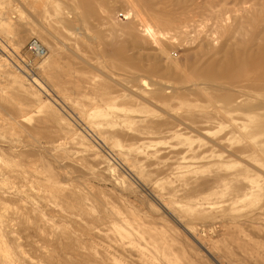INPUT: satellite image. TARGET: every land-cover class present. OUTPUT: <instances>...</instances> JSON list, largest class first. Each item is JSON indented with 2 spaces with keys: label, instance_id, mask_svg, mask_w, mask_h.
I'll use <instances>...</instances> for the list:
<instances>
[{
  "label": "rangeland",
  "instance_id": "1",
  "mask_svg": "<svg viewBox=\"0 0 264 264\" xmlns=\"http://www.w3.org/2000/svg\"><path fill=\"white\" fill-rule=\"evenodd\" d=\"M178 2L166 56L140 21ZM0 47V264H264V95L238 83L264 0H0ZM207 68L236 78L234 105Z\"/></svg>",
  "mask_w": 264,
  "mask_h": 264
},
{
  "label": "bare ground",
  "instance_id": "2",
  "mask_svg": "<svg viewBox=\"0 0 264 264\" xmlns=\"http://www.w3.org/2000/svg\"><path fill=\"white\" fill-rule=\"evenodd\" d=\"M71 2V0H68V2ZM68 5V4H67ZM68 7V6H67ZM70 8V7H69ZM159 8H161V12H158L157 10H155L152 15H154V18H155V28H153L147 21L145 20H141L140 21V25L142 27V33L145 34L146 36H148L152 43H154L157 48H158V51H160L163 55H166L168 56V52H166V50L160 46L159 44V40L161 37H164L165 35H167L168 33H170V31H172L173 29H179V27L183 26H187V21L186 19L190 18L187 14H189L190 10L186 7V5L184 3H175V5H172V8L169 10L168 13L166 12H163L165 9H164V6L163 5H160ZM72 9V8H71ZM180 13V14H179ZM184 13V14H183ZM54 14H55V17L58 21H60L63 25L65 26H70V21L64 16L63 13H61L59 10H56L54 11ZM96 14V11H92V15L95 16ZM183 14V17L180 15ZM186 14V15H185ZM31 15V14H30ZM185 24V25H183ZM113 26V25H112ZM49 34H47L46 32L43 34V37L48 39ZM118 50V49H117ZM113 54H117V51L116 52H113ZM168 54V55H167ZM165 56V57H166ZM115 56L112 57V59L114 58ZM169 58V57H168ZM116 61V59H114ZM119 60V59H118ZM131 60V58L129 59ZM171 59L169 58V61ZM127 61V60H126ZM118 62V61H117ZM133 62V61H132ZM134 63V62H133ZM171 63H174L176 65L175 62H172ZM214 62H210V64L212 65ZM116 64V63H114ZM124 64V63H123ZM123 64H117L116 66H119L121 68V70H123V72H127L129 74H137L138 76H140L141 78L142 77H150L149 75H153V73H156V67L153 66V68H150V69H144L143 65H137L136 63L130 65V63H127L125 65ZM139 64V63H138ZM193 65V64H192ZM177 66V65H176ZM210 65H207L206 67H208ZM243 79L242 81H239L238 83H244L245 87L248 89H251L253 90L254 92L256 93H260V95H264V47H262V49L260 48H257L256 51H251V53L248 55V60L247 62L244 64L243 66ZM207 70H208V73H207ZM207 70H204L203 72L207 73L206 75V79L205 81L211 83V87H210V90L214 93L217 92V90H221L220 92H223L224 94H222V99L225 100L229 105H234L232 102L233 100L235 99V97H233V94L232 93H227L226 91H228L229 87H231L230 85L231 84H234L236 83L237 84V81H236V78L235 79H229L228 77V74L226 75V73L224 72H214L215 70L211 69V68H207ZM164 74L166 76H171V72L170 71H163ZM126 74V73H125ZM202 75L200 74L199 72V76ZM130 76V75H129ZM134 75H132L133 77ZM128 77V75H127ZM228 77V78H227ZM129 78V77H128ZM130 79V78H129ZM152 80V78H151ZM150 80V81H151ZM179 80V81H178ZM156 81V80H155ZM159 81V80H157ZM162 81V80H161ZM176 81H178L179 83H185L183 82L182 78H177ZM165 82V81H163ZM148 83V82H147ZM155 83V82H153ZM152 83V85H153ZM158 83V82H157ZM162 83V82H161ZM160 83V84H161ZM151 84V83H149ZM147 84V85H149ZM156 84V83H155ZM154 84V85H155ZM159 84V85H160ZM165 86H166V83H164ZM206 84V83H205ZM151 85V86H152ZM158 87H162V86H159ZM163 85V83H162ZM209 85V84H208ZM146 86V85H145ZM156 86V85H155ZM195 86V84H194ZM210 86V85H209ZM242 86V85H241ZM148 87V86H146ZM157 86L155 87L158 88ZM164 87V86H163ZM168 87V86H167ZM150 88V87H149ZM165 88V87H164ZM196 88V87H194ZM159 90H161L160 88H158ZM154 90V89H152ZM157 90V89H156ZM158 90V91H159ZM189 90V88H188ZM155 91V90H154ZM252 91V92H253ZM235 95V94H234ZM255 98V97H254ZM257 99V98H256ZM262 100V99H260ZM185 101V100H184ZM249 102H251V100H247ZM170 102V101H169ZM179 103V101H178ZM181 103H183L181 101ZM181 103L179 104L181 106ZM190 103V102H189ZM188 102H185L186 106L187 104H189ZM255 106H258V107H264V104L263 103H259V101H255ZM162 104L164 105V102H162ZM166 104V102H165ZM170 104V103H169ZM193 105V103H192ZM169 106V105H168ZM167 106V107H168ZM184 106V104H183ZM196 106V105H195ZM165 107V105H164ZM185 107V106H184ZM189 107V105H188ZM187 107V109H188ZM193 107V106H191ZM223 107V106H222ZM166 108V107H165ZM169 108V107H168ZM180 108V107H179ZM194 108V107H193ZM197 108V107H196ZM195 108V110H196ZM257 108V107H256ZM163 110V108H161ZM198 109V108H197ZM194 110V109H193ZM190 112V111H189ZM219 110H216V112H204L201 114V115H195V113L193 112H190L187 114V119L188 120H191V121H194V123L196 122H199L201 126V123H211L212 121L214 120H221L223 121V118H225V116H220L219 114ZM169 113V112H168ZM171 115H169L170 117H172L173 119L177 120V121H181V119H186V118H181V117H176L175 116H172V113H170ZM198 114V113H197ZM223 115V114H222ZM246 115V114H245ZM248 115V114H247ZM243 118H241L240 120H242ZM189 121L191 124L192 122ZM226 121H233L232 118H229L226 119ZM181 123H185V122H182ZM189 123V124H190ZM186 124V123H185ZM184 125V124H183ZM196 125V124H195ZM193 125V126H195ZM159 128L158 129H163V131H165L164 129L166 130H172L175 126L174 123H168V122H163V123H159L157 125ZM193 126L191 125H185V127L187 128H192L193 130H196ZM234 127V126H233ZM167 131V132H168ZM197 131V130H196ZM176 133V129H173V131L169 132V133ZM208 139V138H207ZM210 139V138H209ZM220 144V143H219ZM5 207V206H4ZM3 207V208H4ZM4 210V209H3ZM1 215V214H0ZM2 217V216H1ZM8 256V255H7ZM6 258V257H5ZM6 261V260H5ZM9 264V263H8Z\"/></svg>",
  "mask_w": 264,
  "mask_h": 264
},
{
  "label": "built area",
  "instance_id": "3",
  "mask_svg": "<svg viewBox=\"0 0 264 264\" xmlns=\"http://www.w3.org/2000/svg\"><path fill=\"white\" fill-rule=\"evenodd\" d=\"M25 50L33 58H42L46 54L45 47L35 37H31L27 41L26 46H25ZM2 53H3V51L0 47V57H1ZM20 62H21V65L23 66V68L25 69V72L31 71V69L34 66V62H32L31 60L20 59ZM26 74H27V76L29 75L28 72H26ZM0 80H1V74H0Z\"/></svg>",
  "mask_w": 264,
  "mask_h": 264
}]
</instances>
